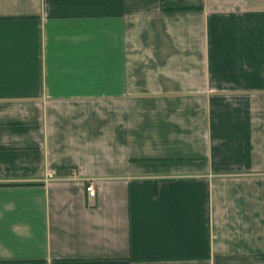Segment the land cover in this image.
<instances>
[{"label": "crops", "instance_id": "1", "mask_svg": "<svg viewBox=\"0 0 264 264\" xmlns=\"http://www.w3.org/2000/svg\"><path fill=\"white\" fill-rule=\"evenodd\" d=\"M0 264H264V0H0Z\"/></svg>", "mask_w": 264, "mask_h": 264}, {"label": "built area", "instance_id": "2", "mask_svg": "<svg viewBox=\"0 0 264 264\" xmlns=\"http://www.w3.org/2000/svg\"><path fill=\"white\" fill-rule=\"evenodd\" d=\"M52 178V174H47V176H46V180H48V179H51ZM85 190H86V193L88 194V196L90 197V198H92V197H94V187H93V185L92 184H89V185H87L86 187H85Z\"/></svg>", "mask_w": 264, "mask_h": 264}]
</instances>
